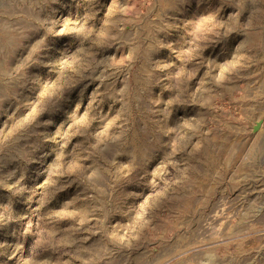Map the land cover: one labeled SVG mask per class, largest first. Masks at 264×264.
<instances>
[{
  "label": "rangeland",
  "instance_id": "1",
  "mask_svg": "<svg viewBox=\"0 0 264 264\" xmlns=\"http://www.w3.org/2000/svg\"><path fill=\"white\" fill-rule=\"evenodd\" d=\"M0 264H264V0H0Z\"/></svg>",
  "mask_w": 264,
  "mask_h": 264
}]
</instances>
